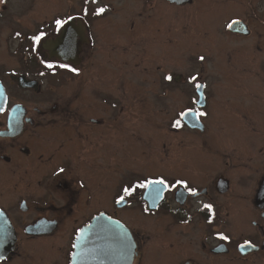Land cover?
Listing matches in <instances>:
<instances>
[{
  "label": "flooded vegetation",
  "instance_id": "1",
  "mask_svg": "<svg viewBox=\"0 0 264 264\" xmlns=\"http://www.w3.org/2000/svg\"><path fill=\"white\" fill-rule=\"evenodd\" d=\"M17 2L0 0V246L11 244L0 264H71L77 232L100 214L129 231L130 264H264V0H75L34 29L20 23L31 20L29 1ZM196 5L208 41L215 34V50L238 52L243 75L191 81L189 72L164 91L154 77L164 13ZM132 41L145 75L136 84L119 72ZM164 118L181 175L133 176L131 155L164 146ZM159 178L170 188L154 199L137 187ZM177 180L198 195L171 187ZM126 187L135 191L116 204Z\"/></svg>",
  "mask_w": 264,
  "mask_h": 264
},
{
  "label": "rangeland",
  "instance_id": "2",
  "mask_svg": "<svg viewBox=\"0 0 264 264\" xmlns=\"http://www.w3.org/2000/svg\"><path fill=\"white\" fill-rule=\"evenodd\" d=\"M18 1V2H17ZM29 1V14L31 20L29 23L22 22L21 26H29L31 29L36 28L37 25H41L48 22L47 19H52L58 14L63 13L65 10L73 11V4L75 0H5L4 7L11 6L12 2H17L22 9L23 2ZM130 2V1H129ZM65 9V10H64ZM50 13V15H49ZM51 17H47V16ZM165 23L164 30H162V43L164 50L162 56L157 62L159 63L157 69L154 71V77L163 80V90H168L172 87L170 84L172 81L165 79L166 75H172V77L186 76L187 73L195 75L198 79L203 80L204 77L218 79L226 75L235 74L237 77L243 75L241 67V59L236 53L223 54L221 50L214 48L216 41L215 34H213L212 40L208 41V29L206 27V15L207 11L203 6L196 5V7L180 8L170 10L168 13H164ZM169 18V19H168ZM147 37V36H146ZM142 38V37H141ZM139 38V42L141 40ZM160 39V38H159ZM136 40V39H133ZM215 40V41H214ZM211 43V50L207 49V43ZM237 45L236 43H230L227 39L226 46ZM134 44L132 41L131 53L132 59L129 68L126 70H120V74L123 76L124 71L126 77L131 79L132 84H136L139 79L144 78L145 75L141 73V66L137 65ZM203 55L204 61H201L199 57ZM244 55L241 58L245 61ZM214 59V60H213ZM222 59V60H221ZM211 61V63H210ZM241 67V68H240ZM151 72L148 70V73ZM242 73V74H241ZM233 74V76H234ZM169 82V83H168ZM167 118H164V133L163 147H160L161 142H155L153 146L143 148V152L146 154L144 159H136V156L131 155V162L136 161V165L131 163V174L133 176L144 175H162L164 177H171L174 174L181 175L180 171L174 167L170 162L173 159L172 156V134L166 129L168 126ZM142 151H138L141 153ZM164 159L166 163L161 162ZM136 173H134V172ZM138 173V174H137ZM183 174H186L185 172ZM187 175V174H186ZM140 178V177H139Z\"/></svg>",
  "mask_w": 264,
  "mask_h": 264
},
{
  "label": "water",
  "instance_id": "3",
  "mask_svg": "<svg viewBox=\"0 0 264 264\" xmlns=\"http://www.w3.org/2000/svg\"><path fill=\"white\" fill-rule=\"evenodd\" d=\"M66 34V33H65ZM64 33L55 40L52 45L59 48L63 41L67 40ZM53 54V53H52ZM55 54V53H54ZM21 87H27L30 82L24 78H18ZM5 95L0 86V108ZM194 119L196 117L194 116ZM196 125V124H195ZM80 237H75L77 244L71 254V264H130L134 248L129 253L120 250L121 238L132 241L129 231L117 220L100 214L92 219L86 226L79 230ZM11 244L0 246V255L6 254Z\"/></svg>",
  "mask_w": 264,
  "mask_h": 264
},
{
  "label": "snow or ice",
  "instance_id": "4",
  "mask_svg": "<svg viewBox=\"0 0 264 264\" xmlns=\"http://www.w3.org/2000/svg\"><path fill=\"white\" fill-rule=\"evenodd\" d=\"M93 2H95V0H93ZM106 10L107 9L101 7L99 9H97L96 14H98V15L102 14ZM55 23H56L57 27L60 28V27H63V25L66 24L67 21L57 19L55 21ZM239 23H240L239 21H232V23H230L228 25V27L231 29V28H233L234 25H238ZM41 39H42V36H36L34 38V41H35L36 44H39ZM199 59L201 61H204L205 57L203 55H201L199 57ZM61 66L63 67L65 65H61ZM47 67L51 68L52 65L48 64ZM70 70L76 71V69H70ZM172 78L173 77L170 74L165 76V79L168 80V81H171ZM197 79L198 78L196 76H192L191 77V81H197ZM201 87H203V85H201L200 83H196V88L197 89H200ZM192 115H193V113L191 112V110L182 112L180 114V119H176L172 126L175 127V128L182 127L181 120L186 118V117L192 116ZM206 115H207V113H205V112H197L195 114L196 118H199V117H202V116H206ZM64 171L65 170L63 168H60L56 173H54V175H59L60 173H63ZM80 187H83V183L80 184ZM137 187L138 188H143V189H146V190H150L148 192V195L154 199L155 197H158L164 189H169L170 185L168 184V182L165 179L159 178V179L147 180L145 183H141V184L137 185ZM171 187H173V188L178 187V188L184 189V190L187 191V193L191 194L194 197L198 195L196 190L192 189V188H189L187 182L184 181V180L175 181V183ZM134 191H135V189H132V188H127V187L124 188L123 189L124 195H121L118 199H116L115 203L116 204L122 203L124 201V199H125V196L132 195V193ZM184 195H185L184 191H178L177 192L178 198H182V197H184ZM204 207L211 210V205L206 204V205H204ZM79 237H80V232L78 231L77 232V238H79ZM218 237H219V239L225 240V241H227L229 239L228 236L223 235V234H218ZM76 247H77V244L74 242L72 244V248H76ZM134 247H135V243L133 241H129V240L121 238V240H120V250L121 251H123L124 253H129ZM241 247L243 248V246H241Z\"/></svg>",
  "mask_w": 264,
  "mask_h": 264
}]
</instances>
